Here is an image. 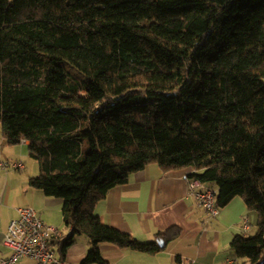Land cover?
<instances>
[{
	"label": "trees",
	"instance_id": "16d2710c",
	"mask_svg": "<svg viewBox=\"0 0 264 264\" xmlns=\"http://www.w3.org/2000/svg\"><path fill=\"white\" fill-rule=\"evenodd\" d=\"M0 123L9 145L28 141L30 184L63 200L61 259L79 235L81 264H109L102 243L159 252L95 213L157 163L257 211L231 247L264 264V0H0Z\"/></svg>",
	"mask_w": 264,
	"mask_h": 264
},
{
	"label": "crops",
	"instance_id": "0c3cea01",
	"mask_svg": "<svg viewBox=\"0 0 264 264\" xmlns=\"http://www.w3.org/2000/svg\"><path fill=\"white\" fill-rule=\"evenodd\" d=\"M27 144L26 140L23 146L9 145L0 126V160H21L25 164L21 169L0 167V258L11 254L3 239L19 207L35 209L39 217L63 233L64 239L71 233L63 218V200L30 184V179L38 175L39 166L28 160ZM193 171L192 167L164 171L159 164L151 163L132 173L128 181L113 187L96 203L95 213L103 223L128 232L139 241L158 243L164 241L158 238L160 232L170 228L179 231L175 239L164 241V247L154 254L102 243L101 250L109 264H178L183 260L191 264L238 263L231 241L235 235L252 229L257 213L235 197L220 208L217 216H210L190 193L189 174ZM89 248L86 236H76L63 260L66 264H81ZM56 255L61 258L59 252ZM16 264H36V260L23 257Z\"/></svg>",
	"mask_w": 264,
	"mask_h": 264
},
{
	"label": "built area",
	"instance_id": "2783aa9c",
	"mask_svg": "<svg viewBox=\"0 0 264 264\" xmlns=\"http://www.w3.org/2000/svg\"><path fill=\"white\" fill-rule=\"evenodd\" d=\"M25 141V140H23ZM3 169H21L25 164L21 160H0ZM190 193L199 201L210 216H217L220 207L217 204L218 189L198 178L189 179ZM246 219L245 226L249 228ZM63 233L53 225L46 223L32 207H19L18 215L9 223L3 244L10 249L8 257L0 258V264H16L20 258L31 257L36 264H66L56 255L54 242L62 240ZM64 239V238H63ZM178 264H191L183 260ZM238 264V263H236Z\"/></svg>",
	"mask_w": 264,
	"mask_h": 264
},
{
	"label": "rangeland",
	"instance_id": "374dc122",
	"mask_svg": "<svg viewBox=\"0 0 264 264\" xmlns=\"http://www.w3.org/2000/svg\"><path fill=\"white\" fill-rule=\"evenodd\" d=\"M68 69H69V71L70 72H72V73H77L78 71L74 68V67H72L71 65H68ZM0 126L2 127V125H1V123H0ZM22 143H20V144H17V145H13V146H20ZM21 146H23V145H21ZM25 146V145H24ZM25 148H26V151L29 153V150H28V146L26 145L25 146ZM28 160H31V161H33V162H36V164H38V162L34 159V158H32L31 156L29 157V159ZM257 213V211H255L254 210V213ZM257 216H258V213H257ZM257 221H258V218H257V220H256V223L255 224H253V227H252V229L250 230V231H248L247 232V234H249V235H255L257 232H258V225H257ZM54 248H56V246H54Z\"/></svg>",
	"mask_w": 264,
	"mask_h": 264
},
{
	"label": "water",
	"instance_id": "95a60500",
	"mask_svg": "<svg viewBox=\"0 0 264 264\" xmlns=\"http://www.w3.org/2000/svg\"><path fill=\"white\" fill-rule=\"evenodd\" d=\"M158 243H159V245H160L161 247H164V245H165V243H164L163 240H159Z\"/></svg>",
	"mask_w": 264,
	"mask_h": 264
},
{
	"label": "bare ground",
	"instance_id": "6f19581e",
	"mask_svg": "<svg viewBox=\"0 0 264 264\" xmlns=\"http://www.w3.org/2000/svg\"><path fill=\"white\" fill-rule=\"evenodd\" d=\"M26 141V140H25ZM23 142V141H22Z\"/></svg>",
	"mask_w": 264,
	"mask_h": 264
}]
</instances>
